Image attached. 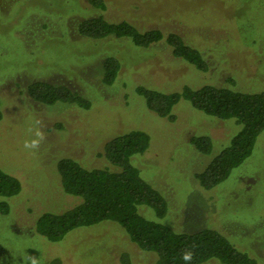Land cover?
Wrapping results in <instances>:
<instances>
[{
	"label": "rangeland",
	"instance_id": "rangeland-1",
	"mask_svg": "<svg viewBox=\"0 0 264 264\" xmlns=\"http://www.w3.org/2000/svg\"><path fill=\"white\" fill-rule=\"evenodd\" d=\"M105 3L102 11L88 0H0V169L22 184L19 195L0 197L10 206L0 213V264H156L155 255L142 251L112 221L75 229L59 242L34 231L44 212H63L81 202L63 191L59 161L102 168L106 142L132 130L150 136L149 148L132 164L169 207L163 219L146 206L139 212L179 232L218 230L264 264V130L252 155L223 183L205 190L196 174L241 126L207 116L185 99L174 106L170 121L150 111L137 93L138 87L174 93L205 85L264 92V0ZM97 16L128 21L141 31L175 33L201 52L208 71L174 57L165 40L141 48L126 37L80 35L77 24ZM109 56L120 60L121 70L105 85L102 60ZM36 81L66 85L92 105L36 102L27 92ZM37 129L45 139L38 150H26L24 141L35 138ZM194 136H209L211 153L199 152L191 144Z\"/></svg>",
	"mask_w": 264,
	"mask_h": 264
},
{
	"label": "trees",
	"instance_id": "trees-1",
	"mask_svg": "<svg viewBox=\"0 0 264 264\" xmlns=\"http://www.w3.org/2000/svg\"><path fill=\"white\" fill-rule=\"evenodd\" d=\"M88 3L99 10L106 9L105 0H88ZM77 31L94 40L126 37L141 48L165 40L174 57L189 62L201 72H207L209 68L201 52L175 33L165 36L159 29L141 31L128 21H111L104 16L81 21L77 24ZM102 69L103 83L112 85L121 70L120 60L114 56L106 57L102 60ZM27 92L33 100L44 105L72 103L86 109L92 105L89 99L63 84L36 81L28 85ZM137 93L146 100L150 111L170 121L175 118L174 106L185 99L207 116L234 120L241 126L229 145L196 174L200 186L205 190L223 183L234 169L252 155L257 138L264 130V92L244 93L205 85L199 89L185 86L182 91L174 93L138 87ZM191 144L203 154L211 153L213 147L209 136H194ZM149 145L147 132L132 130L106 142L101 156L107 163L102 168L87 169L74 159H61L57 169L63 191L80 198L81 202L63 212L47 211L38 216L34 224L36 234L48 241L59 242L75 229L112 221L119 224L142 251L155 255L156 264H185L181 252L186 248L195 253L191 264L210 261L259 264L218 230L204 228L191 233L179 232L139 212L140 206H146L155 212L157 219H163L169 210L166 198L132 164V158L144 154ZM21 191L20 180L0 169V197L12 198ZM9 208L8 201L0 202V213L7 214Z\"/></svg>",
	"mask_w": 264,
	"mask_h": 264
},
{
	"label": "clouds",
	"instance_id": "clouds-1",
	"mask_svg": "<svg viewBox=\"0 0 264 264\" xmlns=\"http://www.w3.org/2000/svg\"><path fill=\"white\" fill-rule=\"evenodd\" d=\"M37 123L39 124L40 122L38 121ZM34 136L35 138L24 141L23 147L26 150H29V151L38 150L41 142L45 139L44 133L40 131L39 129L35 131ZM194 255L195 253L193 250L186 248L181 252V259L185 262V264H191V262L193 261ZM31 264H36V261L32 260Z\"/></svg>",
	"mask_w": 264,
	"mask_h": 264
}]
</instances>
